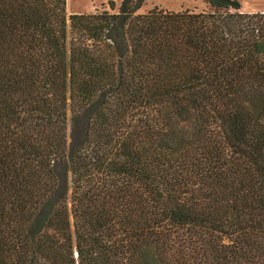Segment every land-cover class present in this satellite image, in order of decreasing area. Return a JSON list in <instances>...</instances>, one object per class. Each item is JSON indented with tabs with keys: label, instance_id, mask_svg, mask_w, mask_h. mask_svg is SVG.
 <instances>
[{
	"label": "trees",
	"instance_id": "1",
	"mask_svg": "<svg viewBox=\"0 0 264 264\" xmlns=\"http://www.w3.org/2000/svg\"><path fill=\"white\" fill-rule=\"evenodd\" d=\"M0 0V264H264V11Z\"/></svg>",
	"mask_w": 264,
	"mask_h": 264
},
{
	"label": "rangeland",
	"instance_id": "2",
	"mask_svg": "<svg viewBox=\"0 0 264 264\" xmlns=\"http://www.w3.org/2000/svg\"><path fill=\"white\" fill-rule=\"evenodd\" d=\"M109 0H68V7L66 13L71 14L75 12L91 13L96 10L112 11L108 5ZM117 6L120 0H113ZM241 5V10L245 12L264 11V0H238ZM153 7L163 8L167 10H181L206 9V5L202 0H145L144 4L137 12H145Z\"/></svg>",
	"mask_w": 264,
	"mask_h": 264
},
{
	"label": "bare ground",
	"instance_id": "3",
	"mask_svg": "<svg viewBox=\"0 0 264 264\" xmlns=\"http://www.w3.org/2000/svg\"><path fill=\"white\" fill-rule=\"evenodd\" d=\"M66 7H68V0H66Z\"/></svg>",
	"mask_w": 264,
	"mask_h": 264
}]
</instances>
